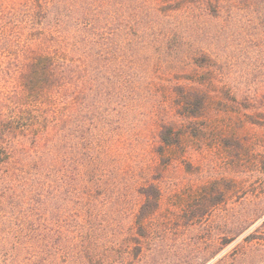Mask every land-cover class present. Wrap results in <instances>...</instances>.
<instances>
[{"label":"rangeland","instance_id":"374dc122","mask_svg":"<svg viewBox=\"0 0 264 264\" xmlns=\"http://www.w3.org/2000/svg\"><path fill=\"white\" fill-rule=\"evenodd\" d=\"M95 19L132 83L73 106L87 144L61 129L39 264H264V0H0V58L13 38ZM177 85L203 95L198 113ZM163 124L180 136L162 150ZM151 183L159 205L139 223Z\"/></svg>","mask_w":264,"mask_h":264},{"label":"trees","instance_id":"16d2710c","mask_svg":"<svg viewBox=\"0 0 264 264\" xmlns=\"http://www.w3.org/2000/svg\"><path fill=\"white\" fill-rule=\"evenodd\" d=\"M100 22L95 19L70 35L58 29H36V37L13 38L8 52L0 58V205L1 198L7 201L0 206L6 213L0 222V264H39L45 243L53 250L52 232L47 233V240L44 238L39 205L44 178L50 200L58 199L54 186L62 180L57 177L60 131L63 129L69 138L79 131L82 143L87 144L84 123L79 126L74 119L73 106H90L94 99L86 95L91 88L110 101L121 87L132 83V76L116 54V40L108 42L109 35L101 33ZM177 87L178 107L189 116L198 113L205 101L203 95L182 85ZM87 110L84 117L89 116ZM179 136L163 124L162 150L176 143ZM84 150L81 148L77 156H84ZM66 159L71 160V156ZM140 192L144 202L139 223L155 211L161 198V190L154 183L142 186ZM50 258L53 261V253Z\"/></svg>","mask_w":264,"mask_h":264}]
</instances>
